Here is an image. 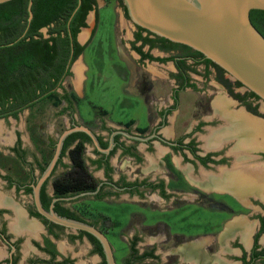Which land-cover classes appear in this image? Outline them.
Returning a JSON list of instances; mask_svg holds the SVG:
<instances>
[{
  "label": "flooded vegetation",
  "instance_id": "1",
  "mask_svg": "<svg viewBox=\"0 0 264 264\" xmlns=\"http://www.w3.org/2000/svg\"><path fill=\"white\" fill-rule=\"evenodd\" d=\"M123 7L130 18L124 2ZM98 8L96 0L94 10ZM135 25L131 48L139 59L171 60L173 67L155 71L140 67L125 75L133 83V89L126 93L144 104L138 124L128 120L108 126L110 112L104 108L86 121L65 80L73 75L74 63L94 31L83 44L78 37L85 27L79 32L78 43L85 49L75 60L71 36L66 66L70 75L65 74L52 89L60 102L42 101L37 108L50 102L59 108L57 117L63 122L68 117L69 125L59 136L83 124L109 150H98L89 137L84 159L94 178L90 183L93 187L59 195L55 181L73 171L71 151L80 143L79 138L68 139L84 132L71 133L41 187L44 208L50 210L54 204L60 215L98 228L109 239L116 264H264V137L255 136L254 128L240 120L241 115L253 122L264 119L257 108L260 97L233 81L221 67L207 63L205 56H194L183 44L163 41V37ZM139 32L141 39L137 38ZM155 48L170 54L155 56L151 52ZM200 65L203 70L197 68ZM212 75L214 85L217 89L220 86L214 100L202 94ZM198 80L203 81L202 87ZM184 92L203 95L204 99L184 102ZM219 96L226 98L218 101L228 102L227 110L222 111L218 101L214 102ZM25 110L29 114L21 127L10 132L0 128V264H78L72 252L60 247L58 241L63 237L78 244L85 241L89 252L95 254L92 261L79 264H107L103 245L95 236L51 222L39 213L34 186L49 165L59 136L55 140L42 123L34 125L36 108L29 104L0 119L17 121ZM259 122L264 125V121ZM97 203L121 212H100ZM179 218L185 220L184 225L175 227L172 222Z\"/></svg>",
  "mask_w": 264,
  "mask_h": 264
},
{
  "label": "water",
  "instance_id": "2",
  "mask_svg": "<svg viewBox=\"0 0 264 264\" xmlns=\"http://www.w3.org/2000/svg\"><path fill=\"white\" fill-rule=\"evenodd\" d=\"M11 0H0L5 3ZM131 20L170 41L187 45L201 52L264 103V36L251 21L252 10H264V0H123ZM33 0L28 2L27 28L34 18ZM72 13L69 23L80 8ZM71 34V30H70ZM24 36V34L22 35ZM13 44V43H10ZM86 133L98 150L103 148L96 133L86 125L66 129L58 138L55 153L34 186L39 213L56 224L84 230L103 245L107 264H116L107 236L95 226L46 210L41 202V187L52 174L60 158L65 139L73 132Z\"/></svg>",
  "mask_w": 264,
  "mask_h": 264
},
{
  "label": "trees",
  "instance_id": "3",
  "mask_svg": "<svg viewBox=\"0 0 264 264\" xmlns=\"http://www.w3.org/2000/svg\"><path fill=\"white\" fill-rule=\"evenodd\" d=\"M33 1L34 18L27 31L29 0H11L0 4V117L28 104L33 110L42 101H55L56 105L59 104V95L52 89L65 74L70 75L66 66L71 51V36L76 47L75 60L85 49L84 45L78 43V34L87 26L88 14L96 8V0H82L69 23L79 0ZM250 16L254 26L264 36V10H252ZM137 38H142L141 32ZM144 39L146 42L151 41ZM183 46L191 50L194 56L205 58L201 52ZM205 61L220 68L210 59ZM45 93L48 94L42 97ZM37 98L40 100L36 101ZM65 98L69 99L67 95ZM13 113L17 114L16 111ZM31 116H34V112ZM78 138L80 143L71 151L73 171L55 181V190L59 195L93 187L90 183L94 178L88 172L84 159V144L90 138L85 133H77L71 135L68 141Z\"/></svg>",
  "mask_w": 264,
  "mask_h": 264
},
{
  "label": "rangeland",
  "instance_id": "4",
  "mask_svg": "<svg viewBox=\"0 0 264 264\" xmlns=\"http://www.w3.org/2000/svg\"><path fill=\"white\" fill-rule=\"evenodd\" d=\"M97 1L101 7L103 5L107 6L100 10L96 32L83 53L85 63L88 65L85 90H83L81 81L86 72V66L83 67L81 64L82 61L84 62L83 57L75 61L73 75L67 77L65 80L66 87L69 89V93L72 97L77 100L76 105L79 109V114L85 118L86 121H89L99 108L108 109L112 113L113 118L124 119L129 114L132 116L134 114H141V108L142 111L144 109L143 102L137 101V97L134 95L124 93L122 89L127 66L120 56L121 47H123V49L125 48L124 50H126V52H129V50L135 52V50L130 47V38L133 37L136 25L131 18L127 17L125 14L122 0ZM94 15L95 12L90 13L88 18L89 23L80 32L82 42H86L91 36L90 27L94 25ZM43 30L45 32L47 31V29ZM144 48L147 50L148 46ZM151 52L156 56H166L170 54L160 51L157 48L152 49ZM127 54L129 55V53ZM131 58L133 57L131 56ZM134 61L138 67H148L152 68L154 71L173 67V62L171 60L163 63L150 61L147 65L136 59ZM197 68L203 70V65ZM227 76L230 77L229 75ZM213 78L214 75L211 76L209 85L205 87V93H202L210 100H214L219 95L218 90H220V86L219 89H217L216 86L218 85H214L215 81ZM231 79L234 81L233 78ZM198 82L201 87L204 85L202 80H198ZM240 89L242 91L244 90V88ZM79 95H84V97L81 98ZM203 95L201 96L198 94L195 96L192 92H184L181 94V97L184 102L190 103L191 100L204 99ZM220 99L226 98L224 96H219L214 102ZM138 104L139 106H137ZM50 105V102H45L43 107L36 108L33 122L34 125L42 123L46 132L52 135L56 140L64 128L69 125V121L68 117H65V122L62 121L61 117H57L56 114L59 108ZM124 106L126 108H124ZM257 108L264 114V103L262 100L257 104ZM27 114H29V111L25 110L21 113L19 120L10 119L9 123H5L3 119H0V128L5 127L6 132H10L13 131L15 127H21L24 122V116ZM259 120L257 121L259 122ZM94 124L93 122V126ZM95 127H97V125ZM258 136L260 135L258 134ZM97 173L100 174L101 172L98 171ZM95 206L100 212H121L118 208L108 206L106 203H97ZM118 219L121 222L122 215L118 216ZM184 221L185 220L179 218L176 219L175 222H172V224H174L175 227H182ZM187 225L189 226V224ZM58 242L64 252L67 253L69 251L73 253V256L75 255L78 264L92 261L95 256V254L89 252L90 248L85 241L78 244L73 241H68L66 237H63Z\"/></svg>",
  "mask_w": 264,
  "mask_h": 264
},
{
  "label": "crops",
  "instance_id": "5",
  "mask_svg": "<svg viewBox=\"0 0 264 264\" xmlns=\"http://www.w3.org/2000/svg\"><path fill=\"white\" fill-rule=\"evenodd\" d=\"M107 6V5H106ZM105 5H103L102 7L99 5V8H98V10L96 11V10H93V11H91L90 13H92V12H95V15L93 16L94 17V25L93 26H91L90 27V34H92V31H94V34H95V32H96V29H97V25H98V22H99V12H100V10L101 9H103V8H105L106 7ZM90 13H89V15H90ZM89 15H88V18H89ZM88 18H87V24L89 23L88 22ZM84 29V28H83ZM82 29V30H83ZM94 36V35H93ZM92 36V37H93ZM78 39H79V41L83 44V43H85V42H82L81 41V38H80V34H79V37H78ZM92 39V38H91ZM131 40H132V38H130ZM131 40H130V47H131ZM87 41V40H86ZM91 41V40H90ZM125 49V48H124ZM123 49V47H121V51H120V56L122 57V59H123V61L125 62V64H126V75H128L129 74V71L131 70L132 72L133 71H135L136 69H138V68H140V67H138L137 66V64L135 63V59L136 60H139L141 63H143V64H145V65H147V63L149 62V60H146V61H141L140 59H139V55L136 53V52H133V51H131V50H129V52H126V50H124ZM127 49H128V47H127ZM146 50V49H145ZM148 50V49H147ZM146 50V51H147ZM127 53H129V55H131L133 58H131V56H129ZM156 56V55H155ZM80 57H83V55H81ZM79 57V58H80ZM134 59V60H133ZM83 60H84V57H83ZM151 62H153V61H151ZM82 66L83 67H85L86 66V72L84 73V75H83V79H81V81H82V87H83V90H85V86H84V81L87 79V77H86V73H87V70H88V65L85 63V60H84V62L82 61ZM74 68V67H73ZM73 72H74V69H73ZM79 79H80V76H79ZM128 78H127V76H125V78H124V85H123V87H122V89L124 90V93H126L127 91H131L132 89H133V83L132 82H130L129 80H127ZM79 97H81V98H83L84 97V95H79ZM137 101H138V99H137ZM137 106H139V104L137 105ZM124 108H126L125 106H124ZM108 110V109H107ZM109 111V110H108ZM110 112V111H109ZM144 112V109H143V111H142V108H141V113H143ZM139 116H140V114H134L133 116L131 115V114H129V115H127L126 116V118H113V115H112V113L110 112V115L107 117V125L108 126H117V125H121V124H124V123H126V122H128V120L130 121V120H134V121H136V124H138L139 123ZM91 119H93V118H91ZM255 120H259V118H257V119H255ZM260 120H262V121H264V119H261L260 118ZM102 134H103V136L107 139V137H106V131H104V132H102ZM90 155H91V153H89ZM116 160V159H115ZM60 245V244H59ZM61 246V245H60Z\"/></svg>",
  "mask_w": 264,
  "mask_h": 264
},
{
  "label": "bare ground",
  "instance_id": "6",
  "mask_svg": "<svg viewBox=\"0 0 264 264\" xmlns=\"http://www.w3.org/2000/svg\"><path fill=\"white\" fill-rule=\"evenodd\" d=\"M218 105L220 107V109L223 111V110H227L228 109V102L226 103L225 100H221V101H218ZM240 120L242 121L243 124H250L253 128H254V135L258 136V134L262 137H264V125L263 124H260V122L258 121H254L253 120L251 121L250 119L244 117L243 115H241V118ZM262 134V135H261Z\"/></svg>",
  "mask_w": 264,
  "mask_h": 264
}]
</instances>
